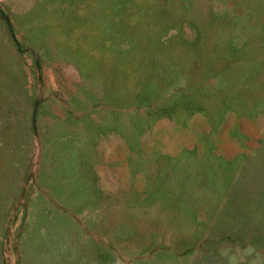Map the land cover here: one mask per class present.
Returning a JSON list of instances; mask_svg holds the SVG:
<instances>
[{
  "label": "rangeland",
  "instance_id": "obj_1",
  "mask_svg": "<svg viewBox=\"0 0 264 264\" xmlns=\"http://www.w3.org/2000/svg\"><path fill=\"white\" fill-rule=\"evenodd\" d=\"M0 264H264V0H0Z\"/></svg>",
  "mask_w": 264,
  "mask_h": 264
},
{
  "label": "trees",
  "instance_id": "obj_2",
  "mask_svg": "<svg viewBox=\"0 0 264 264\" xmlns=\"http://www.w3.org/2000/svg\"><path fill=\"white\" fill-rule=\"evenodd\" d=\"M6 20H7V23H8V27H9L10 31L12 32V26H11V24L9 23V21H8V18H7V17H6Z\"/></svg>",
  "mask_w": 264,
  "mask_h": 264
}]
</instances>
